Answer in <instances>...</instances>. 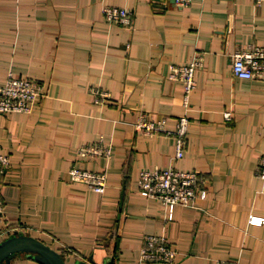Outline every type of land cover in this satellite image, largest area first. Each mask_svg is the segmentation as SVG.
<instances>
[{"label":"crops","instance_id":"1","mask_svg":"<svg viewBox=\"0 0 264 264\" xmlns=\"http://www.w3.org/2000/svg\"><path fill=\"white\" fill-rule=\"evenodd\" d=\"M107 5L132 9L133 24L109 21ZM252 45L264 46V0H171L164 9L152 0H0V85L13 71L44 86L31 112L0 113V152L11 160L0 172V240L34 235L70 264H166L142 260L146 236L164 234L174 264H264V221L250 220L264 217V78L232 70L234 52ZM197 54L187 110L170 72ZM143 111L170 129L188 112L182 158L173 135L138 128ZM99 143L109 155L79 151ZM73 165L106 171V190L73 180ZM155 167L198 171L207 197L168 218L139 189L141 170ZM4 264L42 263L25 252Z\"/></svg>","mask_w":264,"mask_h":264},{"label":"built area","instance_id":"2","mask_svg":"<svg viewBox=\"0 0 264 264\" xmlns=\"http://www.w3.org/2000/svg\"><path fill=\"white\" fill-rule=\"evenodd\" d=\"M171 0H152L158 9L168 7ZM177 4L188 5L192 0H174ZM107 19L122 25H132L134 11L127 7L107 5L104 7ZM202 64V56L197 54L189 64L172 65L170 78L179 79L184 84V105L188 110L191 105V94L196 87V71ZM233 74L242 79L254 77L264 78V46L252 45L234 52ZM41 82L25 75H16L10 71L5 84L0 85V113L13 111L31 112L43 93ZM107 95V92L105 93ZM230 119L232 113L226 112ZM191 118L188 112L179 116L175 129L167 127V118H153L146 111L141 112L137 126L146 134L162 132L175 137L176 151L174 158L180 159L185 155L188 145V133ZM82 155H109L111 148L106 144L84 146L80 150ZM11 166L10 156L0 152V172L5 174ZM72 179L84 183L90 189L103 193L107 186V172L95 171L73 165L70 169ZM258 174L264 178V153L258 164ZM140 191L164 203L168 218L173 217L176 206L192 205L196 199L207 197L205 178L196 170H185L176 167L144 168L140 173ZM6 199L0 187V223L5 220ZM251 222H263L264 217L252 215ZM17 229H22L19 227ZM178 256L169 239L164 234H149L146 236L142 249L143 261H158L174 264ZM216 264H237L236 262L218 260Z\"/></svg>","mask_w":264,"mask_h":264},{"label":"water","instance_id":"3","mask_svg":"<svg viewBox=\"0 0 264 264\" xmlns=\"http://www.w3.org/2000/svg\"><path fill=\"white\" fill-rule=\"evenodd\" d=\"M22 252L31 254L42 264H70L62 252L34 235L16 232L0 240V264L10 262L16 254ZM73 264H95V262L92 257L89 260L78 258Z\"/></svg>","mask_w":264,"mask_h":264},{"label":"trees","instance_id":"4","mask_svg":"<svg viewBox=\"0 0 264 264\" xmlns=\"http://www.w3.org/2000/svg\"><path fill=\"white\" fill-rule=\"evenodd\" d=\"M22 253H25V252H22ZM27 253V252H26ZM19 254V253H18ZM29 254V253H28ZM17 255V254H16Z\"/></svg>","mask_w":264,"mask_h":264},{"label":"rangeland","instance_id":"5","mask_svg":"<svg viewBox=\"0 0 264 264\" xmlns=\"http://www.w3.org/2000/svg\"><path fill=\"white\" fill-rule=\"evenodd\" d=\"M19 228V227H18ZM19 230V229H18ZM21 230V229H20ZM65 256V255H64Z\"/></svg>","mask_w":264,"mask_h":264}]
</instances>
